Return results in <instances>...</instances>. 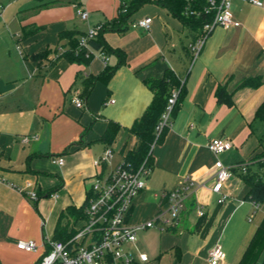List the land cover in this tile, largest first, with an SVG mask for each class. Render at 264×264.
<instances>
[{
  "label": "crops",
  "instance_id": "crops-1",
  "mask_svg": "<svg viewBox=\"0 0 264 264\" xmlns=\"http://www.w3.org/2000/svg\"><path fill=\"white\" fill-rule=\"evenodd\" d=\"M51 1L0 0V264H36L44 241L55 239L58 228L68 234L82 224L83 217H74L69 208L87 201L98 173L137 148L139 138L130 126L154 95L146 79L159 78L166 69L181 75L184 93L153 146L146 187L132 200L128 224L145 222L166 208L163 194L187 177L198 186L191 189L177 225L139 230L128 248L148 256L135 264H210L209 251L219 244L225 259L218 264H238L256 230H264V200L256 208L240 168L250 165L264 180V163L253 159L264 151V121L255 119L264 99V0L262 5L231 0L240 25L216 26L192 64L184 54L191 39L180 19L158 3H145L125 29L103 32L119 49L107 55L116 68L87 93L84 80L105 68L102 52L94 50L88 63L69 61L60 55L69 47L60 33H84L110 22L118 15L119 0L43 5ZM79 8L88 11L86 19ZM145 17L152 19L149 29L136 24ZM30 24L45 27L24 36ZM47 50L46 56L33 57ZM250 76H260L261 83L239 86ZM220 88L231 101L218 99ZM76 94L84 99L83 107L73 102ZM110 121L118 130L106 143L101 137ZM218 137L230 139L232 148L215 154L208 143ZM112 145L117 146L114 157L96 166L94 160ZM218 158L234 168L222 189L228 195L223 202L211 189ZM34 190L35 198L30 196ZM19 240H34L36 250L18 248ZM256 264H264L263 256Z\"/></svg>",
  "mask_w": 264,
  "mask_h": 264
},
{
  "label": "built area",
  "instance_id": "built-area-1",
  "mask_svg": "<svg viewBox=\"0 0 264 264\" xmlns=\"http://www.w3.org/2000/svg\"><path fill=\"white\" fill-rule=\"evenodd\" d=\"M256 5H262L261 0H249ZM206 12L213 11L210 21L203 25L202 33L195 41H190L188 47L191 49V64L194 62L204 46L208 34L216 27L229 28L239 26L240 21L234 17L231 10V0H208ZM82 19L88 17V11L79 8ZM152 19L141 18L136 24L149 29ZM102 23L91 26L84 34L79 36L78 48L88 47V40L97 36L102 29ZM106 65L109 57L100 53ZM180 94V87L173 88L168 98L164 112L155 127V138L146 157L138 165L127 159H123L107 170L98 173L89 187V197L85 209V217L82 224L75 229V232L66 239H47L44 241L45 252L36 264H135L136 261H146L148 256L141 252L134 254L129 244L137 239V232L150 227H157L165 230L168 227L177 225L181 219L182 211L185 208L186 200L191 189L198 186V182L187 177L183 185H177L163 196L168 205L160 208L155 215L141 223L128 224L127 217L130 213L132 200L136 194L146 187V179L151 171L152 149L159 136L166 127H169L172 119V111L177 103ZM113 101V99L111 100ZM73 102L78 107L84 106V99L76 94ZM28 138L25 137L24 141ZM233 142L226 138H212L208 147L219 154L232 148ZM114 157L112 147H107L103 154L94 160L96 166L105 164ZM264 162V156L260 158ZM59 164H63V158H58ZM247 164H241L240 168L245 171ZM234 168L224 165L221 159L214 163V178L212 191L219 193V202H223L228 195L222 189L225 183L233 176ZM31 197H37V192L31 191ZM256 208L258 202L254 201ZM198 216L205 213L201 206L197 207ZM17 246L20 249L36 250L37 243L34 240H19ZM225 259V252L217 244L210 251L208 261L210 264H218Z\"/></svg>",
  "mask_w": 264,
  "mask_h": 264
},
{
  "label": "trees",
  "instance_id": "trees-1",
  "mask_svg": "<svg viewBox=\"0 0 264 264\" xmlns=\"http://www.w3.org/2000/svg\"><path fill=\"white\" fill-rule=\"evenodd\" d=\"M219 1V0H217ZM75 3L79 6V0H54L44 3V6H50L54 4ZM154 2L166 7L173 15H175L182 22L183 26L187 29L191 42L202 33L203 25L210 21L213 16V11L206 12L205 7L208 6V0H119L118 15L108 23H103L102 29L97 36L88 40V47L78 48L79 36L84 34L76 29H66L60 33V38L67 39L68 49L63 51L61 56H64L69 61H79L88 63L91 59L94 50L100 51L105 55L111 52H118L119 49L113 48L103 37V32L107 29L119 28V30L125 29V25L128 19L139 10V8L145 3ZM44 25L30 24L26 25L23 29L24 36H30L40 31ZM49 50L34 54L33 57L40 59L46 56ZM184 54L186 58L191 59V49L188 45H184ZM116 66L109 64L105 65L103 72L98 75L89 76L84 80L86 84V90L84 93L94 85L98 79H109L113 74ZM262 78L260 76H250L243 79L239 86H257L261 83ZM147 85L154 91L153 98L143 114L138 117L130 126V131L139 138V145L137 148L129 150L126 154V159L133 164L138 165L146 157L150 145L155 138V127L159 121L162 113L164 112L168 98L173 88L180 87V94L177 103L172 111V116L179 107L181 97L184 93V83L181 80V75L174 73L171 69H166L163 76L159 78L146 79ZM218 99L231 101L229 95L224 92L223 88L218 90ZM255 119L264 121V99L259 104L255 112ZM167 128V127H166ZM165 128V129H166ZM164 129V130H165ZM118 130V124L114 121H110L102 135V140L106 143H111L115 138ZM163 130V132H164ZM162 132V133H163ZM264 156V151L253 159L255 163L262 166L264 163L260 158ZM257 159V160H256ZM257 171H252L250 165H247L246 170L241 174L244 180L250 185L248 197L256 202L264 200V180L257 177ZM89 197V194H88ZM87 201L79 207H70L69 212L74 217H85V209ZM75 230L70 233H66V229L63 227L58 228V232L55 239H66ZM263 256L264 261V230L259 228L252 236L244 254L238 264H256Z\"/></svg>",
  "mask_w": 264,
  "mask_h": 264
},
{
  "label": "rangeland",
  "instance_id": "rangeland-1",
  "mask_svg": "<svg viewBox=\"0 0 264 264\" xmlns=\"http://www.w3.org/2000/svg\"><path fill=\"white\" fill-rule=\"evenodd\" d=\"M132 17V16H131ZM182 39H186V36L185 35H182L181 36ZM178 43H179V46L181 47L182 46V42L180 41V38H178ZM112 149L115 151L117 150V146L115 145H112ZM92 183V182H91ZM91 183L89 185H91Z\"/></svg>",
  "mask_w": 264,
  "mask_h": 264
}]
</instances>
